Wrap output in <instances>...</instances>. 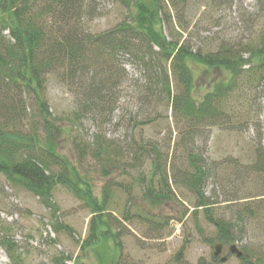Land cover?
<instances>
[{
    "label": "trees",
    "instance_id": "16d2710c",
    "mask_svg": "<svg viewBox=\"0 0 264 264\" xmlns=\"http://www.w3.org/2000/svg\"><path fill=\"white\" fill-rule=\"evenodd\" d=\"M92 2L96 0H0V176L38 197L46 209L55 208L56 186L83 201L92 217L82 248L95 251L99 244L109 245L110 264H124L109 212L114 189L109 179L117 174L139 186L151 231L163 225L153 211L175 201L171 180L194 195V211L202 209L218 241H235L249 223L263 221L264 194L238 205L231 200L232 216L216 217L204 193L216 166L206 164L195 144L200 137L208 139L213 128L242 132L251 124L258 92L264 91V33L247 44L223 41L214 49H195L178 31L187 0H120L127 12L123 20L94 33L87 27L95 13ZM124 62L141 74L132 82L139 111L128 122L131 127L147 124L137 119L149 116L150 110L170 109L182 166L168 162L155 143L133 136L123 144L101 132L91 144L72 136L83 119L99 127L108 122L118 103ZM199 77L206 83L200 89ZM51 78L71 92L73 111L66 119L50 111L46 91ZM255 133L254 161L236 165L234 171L236 177L255 174L264 184V132L255 127ZM61 140L71 146L68 157L60 152ZM85 160L88 169H82ZM143 160L150 163L147 173L130 176ZM88 170L104 180L99 195ZM121 186L129 192L132 184ZM52 230L62 231V223H52ZM0 248L9 264H23L11 226L1 221ZM241 251L240 263L250 264V249L243 246ZM69 260L55 255L51 263Z\"/></svg>",
    "mask_w": 264,
    "mask_h": 264
},
{
    "label": "rangeland",
    "instance_id": "374dc122",
    "mask_svg": "<svg viewBox=\"0 0 264 264\" xmlns=\"http://www.w3.org/2000/svg\"><path fill=\"white\" fill-rule=\"evenodd\" d=\"M92 7H95V13L87 21V27L94 33L112 28L127 14L120 0H96V3L92 2ZM179 18L183 26L178 30L181 39L191 42L195 49H214L217 43L223 41L247 44L264 33V0H187ZM121 69L123 78L119 99L108 122L99 127L92 120L83 119L72 129V136L89 140L90 144L99 132L106 139L121 144L133 136L134 139L155 143L166 155L168 162L182 166L177 157L181 151L175 144L178 135L170 109L150 110L149 116L137 117L138 121L147 124L131 127L132 122L129 123L128 118L139 111L132 82L141 79V74L127 62L122 64ZM197 80L198 88H203L205 80L201 77ZM46 97L53 117L62 120L72 113L71 92L58 84L55 78H51L48 83ZM257 101L253 108L257 109V113L251 114V124L242 132L213 128L208 139L200 137L196 141V150L206 164L216 166V171L208 176L204 185L205 196L216 217L232 216L229 209L231 200H237L238 205L253 196L264 194V184L259 176L245 173L236 177L234 171L236 165H249L254 161L255 127L264 132L263 90L258 92ZM59 145L61 154L67 157L72 154L68 142L62 143L61 140ZM85 162L82 169L91 166L89 161ZM149 167L150 163L143 160L140 170L134 169L130 176L138 177L137 171L146 174ZM86 176L90 177L94 192L99 195L104 180L91 170H88ZM130 179L119 174L109 179L114 184L113 203L109 210L112 213L110 223L113 231L119 233L122 263L242 264L231 255L223 263L218 258L215 259L217 262L213 261V246L220 242L216 238L215 226L205 219L202 209L194 211V195L184 188L176 187L171 180L169 184L175 201L153 211L161 217L163 225L159 231H151L145 220V212L149 210L142 201L141 190ZM130 183L132 187L129 192L122 189L123 186L118 188L121 184ZM260 197L264 198V195ZM52 201L55 208L46 209L38 197L21 188L12 187L0 176V221L11 226L23 264H52L55 255L69 257L66 264H101L99 259L102 264H110L113 252L109 245L99 244L95 251H92L93 248H82L92 217L85 203L61 186L53 189ZM261 217L263 221L261 219L260 222L256 220L255 223H249L240 235L237 232L235 241L223 244L222 255L226 254L228 245L233 243L239 249L243 246L250 249V264H264V213ZM52 223H62V231L53 232ZM0 264H9L1 248Z\"/></svg>",
    "mask_w": 264,
    "mask_h": 264
},
{
    "label": "water",
    "instance_id": "95a60500",
    "mask_svg": "<svg viewBox=\"0 0 264 264\" xmlns=\"http://www.w3.org/2000/svg\"><path fill=\"white\" fill-rule=\"evenodd\" d=\"M221 251H222V244H216L214 246V256L218 257ZM227 251H228V255H235L236 258H240L243 254L241 251L238 250V248L234 244L230 245ZM226 259H227V256H223L220 258V262H225Z\"/></svg>",
    "mask_w": 264,
    "mask_h": 264
}]
</instances>
